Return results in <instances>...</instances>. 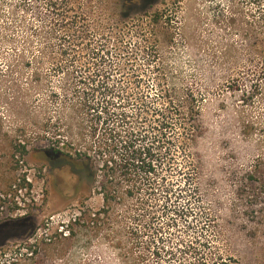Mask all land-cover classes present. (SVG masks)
Segmentation results:
<instances>
[{
	"label": "rangeland",
	"instance_id": "obj_1",
	"mask_svg": "<svg viewBox=\"0 0 264 264\" xmlns=\"http://www.w3.org/2000/svg\"><path fill=\"white\" fill-rule=\"evenodd\" d=\"M68 1L0 0V187L30 184L0 199V264H264V1ZM118 78L194 105L188 157L103 180L87 105Z\"/></svg>",
	"mask_w": 264,
	"mask_h": 264
},
{
	"label": "trees",
	"instance_id": "obj_2",
	"mask_svg": "<svg viewBox=\"0 0 264 264\" xmlns=\"http://www.w3.org/2000/svg\"><path fill=\"white\" fill-rule=\"evenodd\" d=\"M68 4V0H48V5L54 11H57L58 15L68 7ZM261 16L264 20V12ZM100 53L101 58H103L104 53ZM130 76L134 77L137 84L141 82L142 77H138L137 72L134 70L131 71ZM91 77L103 76L96 74ZM117 83L115 82L113 85L99 84V82L94 84L92 91L100 92L102 98L92 100L87 105L89 110H94L97 121L103 128L101 134L102 147H99V155L101 157L100 171L103 180L106 182L109 177L115 176L118 168L122 169L125 175L128 174L132 178L136 176L137 178L155 176L162 171V167L165 164L174 165L177 163L178 154H184L185 157H188L186 155L188 153V144L195 139L198 131L195 125L198 114L194 105H187L184 100L183 102L178 101L172 106L171 103L173 104L174 102L168 101L167 106L152 105V107H148L147 102L143 99V93L132 92L126 81L122 82L119 78ZM124 83L126 84L124 85ZM92 99H96V97ZM130 108L136 109L130 112ZM143 111H147L154 118L152 123L150 122L149 131L141 134L137 131L139 129L135 128V125ZM146 133L150 134L149 137ZM158 149L159 155H157ZM22 151L25 154L24 147ZM158 161L159 164L156 163ZM190 165H192V162L186 160L183 166L188 167ZM158 166L159 171L157 169ZM21 181V184L18 182L17 184L5 186L7 189L0 187V199L1 197L9 196L11 189H14V192L17 193L25 189V186L30 187L29 182L25 178ZM127 188L129 191H133L132 186ZM149 188L153 189L152 187ZM162 189H164L165 196H168L173 191L167 184ZM101 194L103 203L106 206L109 203L110 193L106 191L104 184L103 188H101ZM187 214V209L181 211L182 216L186 217ZM210 264L230 263L225 259L217 258L212 259Z\"/></svg>",
	"mask_w": 264,
	"mask_h": 264
}]
</instances>
